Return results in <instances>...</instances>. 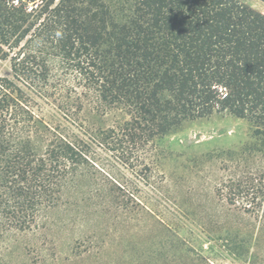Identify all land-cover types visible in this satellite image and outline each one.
<instances>
[{
  "label": "trees",
  "instance_id": "obj_1",
  "mask_svg": "<svg viewBox=\"0 0 264 264\" xmlns=\"http://www.w3.org/2000/svg\"><path fill=\"white\" fill-rule=\"evenodd\" d=\"M0 58V234L35 226L97 146L134 171L222 111L264 145V13L240 0H0ZM243 181L216 193L264 212V170Z\"/></svg>",
  "mask_w": 264,
  "mask_h": 264
},
{
  "label": "rangeland",
  "instance_id": "obj_2",
  "mask_svg": "<svg viewBox=\"0 0 264 264\" xmlns=\"http://www.w3.org/2000/svg\"><path fill=\"white\" fill-rule=\"evenodd\" d=\"M240 1L264 13L260 0ZM9 74L8 60L0 58V75ZM113 152L97 146L87 172L35 226L0 234L2 258L12 264H264L263 203L244 207L245 201L230 204L216 193L229 179L246 182L264 170V145L246 119L222 111L185 121L134 171ZM113 177L124 189L112 188Z\"/></svg>",
  "mask_w": 264,
  "mask_h": 264
}]
</instances>
